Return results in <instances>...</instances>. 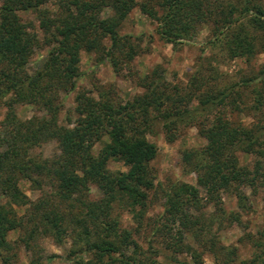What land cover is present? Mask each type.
Returning a JSON list of instances; mask_svg holds the SVG:
<instances>
[{"label": "trees", "instance_id": "trees-1", "mask_svg": "<svg viewBox=\"0 0 264 264\" xmlns=\"http://www.w3.org/2000/svg\"><path fill=\"white\" fill-rule=\"evenodd\" d=\"M56 1L65 6V15L59 23H49L41 12L38 26L45 33L42 44L50 49L41 69L29 76L22 72L23 63L37 39L17 11L38 10L44 0H0V98L11 94L0 127V253L10 248L6 237L15 229L26 232L21 239L25 246L35 232L59 242L69 231L77 247L68 252L67 264H157L150 254L136 257L138 246L130 230L119 228L110 211L118 202L132 219L139 221L147 208L148 192L153 188L148 163L156 154V146L143 137L128 135L126 126H135L129 123L135 118V109L144 117L148 110L161 106L162 95L154 87H146L142 95L120 104L107 98L91 100L81 94L76 107L78 116L70 128L51 127L44 120L22 122L12 112V104L36 102V94H43L42 82L70 88L77 74L80 50H100L113 64L119 57L130 60L136 45L129 35H120L117 27L135 5L156 22L157 33L166 42L188 38L197 25L210 20L211 36L224 44L231 57L248 58L257 50L264 53V0ZM104 7L110 13L100 17ZM241 82L252 83L259 103L264 92V62L256 74ZM221 97L222 94L218 100ZM258 128L217 117L200 129L205 144L193 159L195 185L182 184L171 193L165 192L161 214L151 228L166 242L167 249L181 252L187 234L206 229L201 213L195 214L199 189L214 200L219 191L228 190L233 183L264 186V128ZM49 136L56 141L59 154L50 159L25 156L21 147L24 142L36 143ZM97 142L102 145L93 154ZM236 151L252 157L251 167L239 162ZM191 156L189 152L186 157L190 160ZM109 159L119 162L124 170H108ZM44 175L54 178L50 197L63 203L62 209L48 207L51 198L39 199L31 204L25 220L17 217L14 206L27 200L18 178L39 184L38 179ZM90 185L100 193L95 200L87 196ZM235 196L238 207L244 208V195L236 191ZM75 207L78 210L73 213ZM218 210L223 214L221 207ZM232 218L237 219L235 215ZM207 241L215 263L226 264L233 249L217 245L213 233ZM252 246L254 252L248 264H264V227L259 238L252 240ZM129 247L132 255L124 252ZM0 261L10 264L1 254Z\"/></svg>", "mask_w": 264, "mask_h": 264}, {"label": "rangeland", "instance_id": "rangeland-1", "mask_svg": "<svg viewBox=\"0 0 264 264\" xmlns=\"http://www.w3.org/2000/svg\"><path fill=\"white\" fill-rule=\"evenodd\" d=\"M41 12L49 23H59L66 8L58 5L56 0H44L38 10L17 11L26 29L35 33L37 39L23 63L22 72L29 76L41 69L50 49L42 44L45 33L38 26ZM109 13V8L104 7L99 16ZM210 23V20L202 22L188 38L169 43L157 33L156 22L135 5L117 27L120 35H129L136 45V53L130 60L119 57L113 64L100 50H80L77 74L70 88L59 83L48 86L42 82L43 94H36V102H16L11 107L22 122L44 120L51 127L70 128L78 116L76 107L81 94L91 100L107 98L120 104L142 95L146 87H154L155 92L162 95L161 106L148 110L144 117L140 110L135 109L132 112L135 118L129 122L135 126H126L128 135L143 137L156 146V154L148 163L153 175V188L148 192L147 208L139 221L132 219L118 202L113 203L110 211L119 228L130 230L138 246L136 257L141 259L150 254L157 264H216L207 241L212 233L217 245L234 251L226 264H248L254 252L252 240L259 238L264 227V186L256 184L254 188L233 183L228 190L219 191L214 200L199 189V208L195 214L199 216L201 213L207 232L187 234L181 252L173 253L167 249L166 242L151 231L161 214L164 193H171L182 184L195 185L193 159L202 152L205 144L200 134L202 127L221 117L235 125L264 128V92L258 103L252 83L244 85L241 82L259 71L264 53L257 50L248 58L231 57L224 44L211 36ZM102 44L105 46L106 42L103 40ZM221 94V100H218ZM10 96L6 94L5 98H0V127L7 110L5 103ZM210 97L212 102H202ZM24 143L21 147L29 158L50 159L59 154L56 141L50 136L36 143ZM101 145L102 142L95 143L92 153ZM189 152L192 153L190 160L186 157ZM235 155L240 163L251 167L250 155L241 151H236ZM106 168L110 171L124 170L119 162L112 159L107 161ZM38 183L18 178V186L27 200L23 205L14 206L17 217L25 220L32 203L51 198L54 178L44 175ZM236 191L245 197L242 199L244 208L238 207ZM87 196L95 200L100 193L90 185ZM60 203L52 197L48 207L62 209L63 203ZM77 210L75 207L73 213ZM25 236L26 232L21 229L9 231L6 239L10 248L2 251L1 257L10 264H67L68 252L77 247L74 234L69 231L59 242L49 235L35 232L27 240V246L21 241ZM124 252L132 255L131 247Z\"/></svg>", "mask_w": 264, "mask_h": 264}]
</instances>
